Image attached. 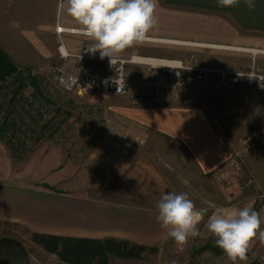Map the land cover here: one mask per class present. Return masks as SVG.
Returning <instances> with one entry per match:
<instances>
[{"label": "crops", "instance_id": "1", "mask_svg": "<svg viewBox=\"0 0 264 264\" xmlns=\"http://www.w3.org/2000/svg\"><path fill=\"white\" fill-rule=\"evenodd\" d=\"M50 8V16L41 17L38 4L35 7L30 3L24 5L22 9L31 16L21 19L31 23L25 28L20 24L21 16L18 13H22V9H0V46L18 66L29 65L34 61L37 63L39 58L32 62L23 60L17 48L11 46L32 45L40 55V46L44 43L41 34L48 37L54 35L59 44L56 25L79 28L67 13L63 15L62 23L57 22V18L62 16L58 11V0H52ZM157 10L160 13H177L181 28L177 29L175 35H168L164 33L166 26L156 25L150 30L149 36H174L181 41L155 38H149L148 41L178 42L189 48L179 50L183 54L178 55L163 54L165 50L161 48L147 49L144 55L148 58L154 56L151 58L187 61L189 56H195V64L201 69L246 72L255 68L264 72V0H255L252 10L245 6L243 0L231 8L218 6L217 0H158ZM42 20L44 24L40 23ZM191 24L192 28L188 29L186 26ZM61 36L71 50H77L78 43L89 41L81 34L65 32ZM130 52L126 50L123 55L134 54ZM94 64L99 65L96 62ZM141 65L130 64L129 70L132 73L143 70L148 84L149 70L146 74ZM214 79L210 75L205 88L188 86L178 92L167 91L159 100L149 96L147 86V96L132 94L126 96L132 100L109 106L113 113L143 129V140L147 144L153 136L165 139L174 143L180 154L174 149L152 151L149 148L147 161L143 164L100 168H197L201 175L213 177L228 164L243 139L258 132L263 135L262 149L255 155H249L247 163L264 187V92L218 95L213 88ZM225 113L228 115L225 116ZM128 140L132 138L129 136ZM41 168L76 167L45 165ZM60 175L52 182L44 180L42 184L19 181L18 178L22 176L18 174L15 179H7V176L0 178V239L10 237L23 243L20 237L7 231L9 226H15L25 228L31 235L38 233L101 240L112 238L147 247H159L171 240L156 220L157 210L118 202L113 199V193L109 194L111 198H93L73 193L70 191L71 178L65 176L68 175L65 171ZM62 184H68L69 188H61ZM221 208L233 211L241 207L238 203H228L210 211L208 208H198L203 216L199 225L200 237L214 239L205 224L208 217ZM261 227L264 229V223ZM191 240L182 251L174 243L177 252L187 251ZM250 251L252 254L248 255L246 264H264V244L258 238ZM223 261L231 263L227 257ZM30 262L33 264L31 256Z\"/></svg>", "mask_w": 264, "mask_h": 264}, {"label": "rangeland", "instance_id": "2", "mask_svg": "<svg viewBox=\"0 0 264 264\" xmlns=\"http://www.w3.org/2000/svg\"><path fill=\"white\" fill-rule=\"evenodd\" d=\"M27 2L34 7L38 4L41 17L50 16L52 0H0V9L7 7L11 10L16 8L19 10L27 5ZM23 11L22 13L17 11L21 16L20 20L31 17ZM58 11L62 16L57 18V22L62 23L63 15L67 12L61 8ZM156 14H158L157 26H166L164 33L175 35L177 29L180 30L181 24L177 22V13H160L157 10ZM24 20L20 22L24 28L31 25ZM40 23L45 22L42 20ZM182 27L190 29L192 24ZM157 35L159 34L149 37L181 41L174 36ZM41 38L44 43L40 46V55L32 45L11 47L17 48L23 60L32 62L39 58L37 63L34 61L29 65L19 66H34L41 69L40 95L49 103L48 115L37 124L34 133L26 138L25 135L17 132L15 142H21L23 145L16 153L14 150L18 145L10 143L12 139L9 135H5V142L0 139V178L7 176V179H15L18 174L22 176L18 178L19 181L42 184L44 180L52 182L65 171L68 174L65 176L71 178L70 191L87 197L105 198L113 193V199H117L118 202L157 210L156 205L162 194L183 192L194 201L196 209L203 207L210 211L219 205L238 203L240 207L251 205L254 210L260 212V204L264 200V187L255 172L248 167L247 157L260 152L262 147L242 154L239 170L233 171L228 179L231 184L229 189H223L218 181V175L222 170L210 177L201 175L197 168H100L111 165L143 164L147 161V150L150 149L152 151L174 149L177 154H180V151L174 143L154 136L147 144V141L143 140L145 132L143 129L132 125L129 120L109 109L113 104L126 102L132 98L116 96L104 90L81 97L60 90L49 74L53 65L63 62L57 53V38L54 35L48 37L43 34ZM89 44L90 41L78 43L77 49L88 47ZM156 48L165 50L163 54L178 55L183 54L179 50L189 47L178 42L150 40L127 51L138 57L148 58L144 55L145 50ZM94 63L92 64L95 65ZM141 68L146 70V74L150 69L147 65H141ZM128 73L130 79L137 83L132 88V94H145L146 89H141L142 84L147 82L145 72L143 74V70H136L132 73L128 67ZM254 134L263 137L262 134L253 132L243 139L235 151H241L244 141ZM129 136L132 140H128ZM45 165L50 167L69 165L76 168H41ZM249 178L253 180L252 184L244 186ZM60 187L66 188L68 184H62ZM7 231L21 238L29 256L33 258V264H70L62 261L57 254L48 251L34 240V236L25 228L9 226ZM211 241L212 238L199 235L192 238L187 251L179 253L171 239L156 250L148 249L141 252L136 258H121L110 254L109 264H170L172 260L177 261V264H228V261H223L226 257H219L212 251L203 249Z\"/></svg>", "mask_w": 264, "mask_h": 264}, {"label": "built area", "instance_id": "3", "mask_svg": "<svg viewBox=\"0 0 264 264\" xmlns=\"http://www.w3.org/2000/svg\"><path fill=\"white\" fill-rule=\"evenodd\" d=\"M56 31L60 36L58 53L63 62L53 65L49 74L60 90L79 97L100 90L116 96L132 95V88L137 83L129 77L128 67L130 64H142L150 67L148 69L150 80L148 84L147 82L142 84L141 89H146L145 95L147 96L148 86L149 96L154 100H159L167 91L178 92L181 88L188 86L205 88L208 85L210 75L215 78L213 88L218 95L241 94L248 91L264 92V72L255 68L246 72L201 69L195 64V56H191L187 61L148 58L156 62L137 60V62L132 63L128 62L126 59L128 56L125 55L122 57V62L113 68L110 66L108 58L100 59L99 52L93 55L86 51L88 47L71 50L66 46L61 35L65 32L80 34L78 29L58 25ZM62 47L68 53L67 57L61 56L59 50ZM91 61L99 65L93 66ZM41 75L42 71L38 67L19 66L13 73L0 79V124L8 127L5 135H9L12 140L16 139L17 132L25 135L24 138L34 133L33 130H36L37 124L48 115L49 103L32 85V81L41 79ZM69 76L78 77V82L72 83L68 80ZM110 78L120 82L121 91L118 94H116V86L112 84ZM12 126L17 128L16 135H13V129L9 131ZM262 145L263 137L254 134L244 141V147L241 151L238 150L233 153L231 160L223 167L225 169L219 170L222 173L218 175V181L223 189L231 187L228 179L232 176L233 171L239 170L242 154L256 151ZM252 182L253 180L249 178L244 186L251 185ZM260 212L264 218V200L260 204Z\"/></svg>", "mask_w": 264, "mask_h": 264}, {"label": "clouds", "instance_id": "4", "mask_svg": "<svg viewBox=\"0 0 264 264\" xmlns=\"http://www.w3.org/2000/svg\"><path fill=\"white\" fill-rule=\"evenodd\" d=\"M243 2L249 10L255 8V0ZM217 3L220 7L231 8L238 6L240 0H217ZM58 7L66 10L79 25V33L90 41L86 51L93 55L99 52L100 59L108 58L113 68L122 62L126 50L148 41L150 30L158 23V0H59ZM59 51L62 57L68 56L63 47ZM126 59L135 63L138 57L132 54ZM68 80L76 83L78 77L69 76ZM110 80L118 94L120 82L114 78ZM156 208L160 228L181 251L190 238L200 235L198 226L203 216L187 193L166 192ZM262 223L261 212L247 205L233 211L217 209L208 217L205 227L231 264H246L256 239L264 244ZM170 264H177V261L172 260Z\"/></svg>", "mask_w": 264, "mask_h": 264}, {"label": "trees", "instance_id": "5", "mask_svg": "<svg viewBox=\"0 0 264 264\" xmlns=\"http://www.w3.org/2000/svg\"><path fill=\"white\" fill-rule=\"evenodd\" d=\"M19 66L13 58L0 46V79L13 73ZM32 85L40 94V80L34 79ZM12 126L13 135L17 128ZM8 129L3 124H0V139L5 142V131ZM11 140L10 143L18 145L14 153L22 146L21 142ZM24 142V141H23ZM34 240L42 244L48 251L57 254L62 261L70 264H109V255L118 256L121 258H136L140 253L151 249L156 250L157 247H147L127 240L117 239H89L79 237H61L46 234H34ZM205 250H210L217 255H223L222 250L216 247L213 241L204 246ZM194 252V250H193ZM252 252L249 251L248 255ZM251 264H258L252 262Z\"/></svg>", "mask_w": 264, "mask_h": 264}, {"label": "water", "instance_id": "6", "mask_svg": "<svg viewBox=\"0 0 264 264\" xmlns=\"http://www.w3.org/2000/svg\"><path fill=\"white\" fill-rule=\"evenodd\" d=\"M0 264H31L24 244L14 238L0 239Z\"/></svg>", "mask_w": 264, "mask_h": 264}, {"label": "bare ground", "instance_id": "7", "mask_svg": "<svg viewBox=\"0 0 264 264\" xmlns=\"http://www.w3.org/2000/svg\"><path fill=\"white\" fill-rule=\"evenodd\" d=\"M151 40V39H150ZM220 47V46H219ZM138 60L140 61H149V62H151V61H154V62H156L155 60H152V59H142V58H138Z\"/></svg>", "mask_w": 264, "mask_h": 264}]
</instances>
